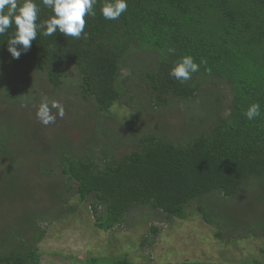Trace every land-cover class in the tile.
<instances>
[{
	"label": "trees",
	"instance_id": "obj_1",
	"mask_svg": "<svg viewBox=\"0 0 264 264\" xmlns=\"http://www.w3.org/2000/svg\"><path fill=\"white\" fill-rule=\"evenodd\" d=\"M17 2L18 7L23 5V0ZM35 3L40 9L37 23L53 15L41 0ZM104 3L105 0H98L96 16L85 18L86 38L65 37L59 32L45 37L38 32L30 50L22 52L19 59L11 56L7 45L16 26L13 24L0 35V72L5 79L0 83L2 97L21 99L26 89L22 85L25 76L33 70L45 73L57 90L64 83L67 70L75 68L79 77L75 94L88 103L94 101L98 113L111 114L122 98H127L125 104L132 108L136 95L120 79L122 65L127 57L139 51H152L156 54V65L141 74L146 92L151 95L146 103L150 108V104L157 109L171 105L172 101L192 102L200 92L207 96L208 86L221 84L231 88L232 98L224 108L213 96H207L211 100L205 109L207 116L199 118L195 125H181L189 136L186 143L179 142L180 137L172 133L149 129L135 136L136 144L120 155L115 154L118 149L115 146L123 144L118 136L117 142L107 138L104 145L100 137H93L95 141L91 138L84 148L65 137L40 144L36 150L44 144L52 155L42 158L48 162L45 171L40 168L47 175L46 190L60 207H41L30 215L35 221L30 226L37 230V240L44 234L36 225L37 218L46 221L74 212L75 205L68 203L73 194L81 202H90L97 216L95 226L105 231L126 223L130 211L138 205L153 210L155 217L163 214L166 219H186L192 212L191 202L200 200L195 210L206 222L222 228L216 233L218 238L264 233V0H127L128 9L117 20L104 19L101 14ZM185 55L192 56L200 64V70L181 84L169 72ZM252 103L260 104L261 115L250 121L244 113ZM136 119L138 115L127 124L133 127ZM3 122L24 131L14 120ZM95 130L102 129L97 125ZM25 134L33 152L32 136L29 132ZM8 138L0 131V153L8 154ZM54 166L60 167L66 181L55 175ZM10 168L5 172L14 174ZM10 177L8 189L17 184L15 176ZM248 181L259 187L254 195L244 197L240 193ZM257 200L262 210L257 214L252 209L253 218L251 215L242 218L245 211L242 208H253L251 203ZM151 231L157 234L159 229L152 225ZM27 241L32 245L23 244ZM1 243L9 244L3 239ZM21 244L8 256L0 255V261L4 264L70 261L68 257L61 256L63 260L58 261L55 255L52 259L50 254H42L29 238ZM254 262L264 264L262 260ZM86 264L137 263L126 255L113 259L91 256Z\"/></svg>",
	"mask_w": 264,
	"mask_h": 264
},
{
	"label": "rangeland",
	"instance_id": "obj_2",
	"mask_svg": "<svg viewBox=\"0 0 264 264\" xmlns=\"http://www.w3.org/2000/svg\"><path fill=\"white\" fill-rule=\"evenodd\" d=\"M155 65L156 54L152 51H139L124 60L120 79L125 80L127 87L133 90L132 94L136 96L132 100V108L125 104L127 98H122L109 115L98 113L94 101L88 103L75 94V85L79 79L75 68L67 70L64 83L57 90L53 89L45 73L33 70L25 76L22 85L26 89H23L21 99L12 100L0 94V131L10 137L7 143L8 154L0 153V255L8 256L14 247H21V242L29 238L35 249L42 254H50L52 259L54 255L58 261L63 260L59 258L61 256L68 257L70 261L64 264H86L91 256L113 259L126 255L137 264H175L183 261L227 264H257L254 262L256 260L264 262V233L258 231L254 234L218 238L216 233L222 228L214 222H206L202 214L195 210L200 200L191 202L189 208L192 212H189L186 219H166L163 214L155 217L153 210L138 205L130 211L126 223L105 231L95 226L97 216L93 214L90 202H81L79 196L73 194L68 203L75 205L74 212L62 217L53 216L46 221L45 218H37L36 225L44 233L42 239L37 240V230L30 226L35 221L30 215L36 214L41 207H60L53 203L46 190L47 175L44 176L40 168L45 171L44 167L48 166L45 159L52 155L44 144L36 150L40 144L65 137L84 148L93 137H100V142L104 145L108 142L107 138L110 142H117L118 136L123 144L115 146L118 148L115 154L120 155L127 152L129 146L136 144L135 136L149 129L172 133L180 137L179 142L186 143L189 136L181 125H195L199 118L207 116L205 109L211 101L207 96H213L214 101L217 100L224 108L229 106L232 90L228 85L221 84L219 87L206 86L207 96L200 92L192 102L172 101L171 105L157 109L150 104V108L146 103L148 98L151 99V95L146 92L147 85L141 74ZM3 82L5 79L0 72V83ZM44 97H47L49 102L59 101L65 109L63 118L57 115L55 123L47 126L42 124L36 115ZM75 100L77 103L72 102ZM70 102L74 103V106ZM52 113L55 115L56 110L53 109ZM136 115L138 119L134 126L130 127L127 123ZM6 119L14 120L24 131L4 125L3 121ZM97 125L102 130L96 131ZM16 132L18 135L14 136ZM28 132L33 139V152L27 141L28 134H25ZM93 139L95 141V138ZM10 166L14 174L5 172ZM53 168L55 175L66 181L60 167ZM10 176H15L17 184L8 189ZM258 187L248 181L240 194L244 197L254 195ZM251 205L253 208H242L245 210L241 214L242 218H249L250 215V218H253L254 210H257V214L259 209L262 210L258 200ZM152 225L158 227L157 234L151 231ZM1 239L9 244L1 243ZM144 239L147 240L143 242ZM23 244L32 245L28 241ZM0 264L4 262L0 261Z\"/></svg>",
	"mask_w": 264,
	"mask_h": 264
},
{
	"label": "clouds",
	"instance_id": "obj_3",
	"mask_svg": "<svg viewBox=\"0 0 264 264\" xmlns=\"http://www.w3.org/2000/svg\"><path fill=\"white\" fill-rule=\"evenodd\" d=\"M41 2L52 10L53 15L37 23L40 9L35 0H23V5L19 7L17 0H0V35H4L13 24L16 26L14 35L7 41L8 51L14 59H19L22 52L30 50L38 32L45 37L59 32L65 37L86 38L85 18L96 16L95 5L98 0H41ZM127 9V0H105L101 14L105 20H117ZM199 70L200 64L195 62L192 56L185 55L170 70L169 75L183 84L191 80L193 74ZM53 109L56 110L55 115L52 113ZM36 115L40 122L47 126L55 123L57 115L63 118L65 109L59 101L49 102L48 98L44 97ZM244 115L250 121L260 116V104L252 103Z\"/></svg>",
	"mask_w": 264,
	"mask_h": 264
}]
</instances>
